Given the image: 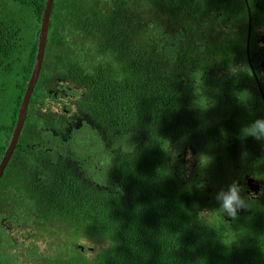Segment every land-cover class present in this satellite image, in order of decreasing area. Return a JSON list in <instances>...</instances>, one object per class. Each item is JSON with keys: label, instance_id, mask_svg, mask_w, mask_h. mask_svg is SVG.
Here are the masks:
<instances>
[{"label": "trees", "instance_id": "trees-1", "mask_svg": "<svg viewBox=\"0 0 264 264\" xmlns=\"http://www.w3.org/2000/svg\"><path fill=\"white\" fill-rule=\"evenodd\" d=\"M45 2L0 0V161ZM229 4L232 17L243 11L244 0L53 1L0 177V264H264V192L243 191L247 177L264 181V140L241 136L264 106L232 70L243 31L220 27ZM58 89L73 95L72 117L54 109ZM233 182L247 201L235 219L215 199ZM7 226L29 232L18 242ZM43 234L57 243L50 254L31 240ZM81 239L105 248L88 257Z\"/></svg>", "mask_w": 264, "mask_h": 264}, {"label": "flooded vegetation", "instance_id": "flooded-vegetation-1", "mask_svg": "<svg viewBox=\"0 0 264 264\" xmlns=\"http://www.w3.org/2000/svg\"><path fill=\"white\" fill-rule=\"evenodd\" d=\"M242 12H237L234 17L233 10H238L235 4H229L227 11L223 13L221 26L227 22L226 26L241 25L243 31L240 37L241 53L240 57L233 64V71L247 75L246 83L254 90L258 103L264 104V0H244L241 7ZM228 19V21H227ZM214 30V28H213ZM246 66V69L242 67ZM251 183V189L245 180L244 193L248 198L257 197L263 190V179H255Z\"/></svg>", "mask_w": 264, "mask_h": 264}, {"label": "clouds", "instance_id": "clouds-1", "mask_svg": "<svg viewBox=\"0 0 264 264\" xmlns=\"http://www.w3.org/2000/svg\"><path fill=\"white\" fill-rule=\"evenodd\" d=\"M215 11H216V6H213V8L208 13L209 16L211 17V22L216 21ZM221 14H222V11H219L218 12V18H219V16H221ZM46 42H47V40H46ZM54 96L56 97V101L54 102L55 110L58 108L57 111H61L62 113L67 114V117H72V115H71L72 114L71 113L72 106L70 104V101H71V97L73 95H69L68 97H66L65 90L64 89H58V90L54 91ZM65 97H66V99H65ZM21 100H22V98H21ZM20 104H21V102H20ZM20 104H19V107H20ZM67 104H69L70 107H67ZM74 107L77 108L78 105L75 104ZM27 108H28V106H27ZM26 112H27V110H26ZM73 116H75V115H73ZM15 123H16V121H15ZM241 136L242 137L251 136L256 140H264V118H257L251 124H248L245 127H243L241 129ZM215 199L217 200V202L220 205L219 211L222 214H227V216L232 217L233 219H235L237 217L238 210L247 207V201L244 197H242L241 188L237 182H233L230 185H228L227 189H221L220 191H218L216 193Z\"/></svg>", "mask_w": 264, "mask_h": 264}, {"label": "water", "instance_id": "water-1", "mask_svg": "<svg viewBox=\"0 0 264 264\" xmlns=\"http://www.w3.org/2000/svg\"><path fill=\"white\" fill-rule=\"evenodd\" d=\"M54 0H46L45 7L42 14V20L40 23V33L38 36V43H37V53L35 56V61L32 69V73L30 75V78L28 80V85L26 87L24 96L22 97L21 104L18 110L16 123L14 125V129L11 135V138L9 140V143L7 145V148L5 150V153L0 161V177L3 173V170L5 169L14 149L18 142V138L20 136L22 126L26 117V110L29 103L30 94L33 91V88L35 86V83L39 77V72L42 66L44 51L46 47V40H47V32L50 22V13L52 9ZM254 180L252 178H247L246 183L249 189H251L252 182Z\"/></svg>", "mask_w": 264, "mask_h": 264}, {"label": "rangeland", "instance_id": "rangeland-1", "mask_svg": "<svg viewBox=\"0 0 264 264\" xmlns=\"http://www.w3.org/2000/svg\"><path fill=\"white\" fill-rule=\"evenodd\" d=\"M207 1H210V0H207ZM242 68L246 69L247 67L244 66ZM55 101L56 100L54 99V102ZM263 106H264V104H263ZM77 118L80 119L81 116L78 115ZM42 128L43 127H38V128H34V129H35V132H38ZM194 156H195V152L194 151H191V152L190 151H186V152L183 153L182 157L185 159L184 162H185L186 166H190L191 160H192V158ZM186 176H187V173H186L185 177ZM263 192H264V189L262 190L260 195ZM6 231L10 235H12L14 237H17L18 238V242H23L24 241V239L22 237V233L29 232V230H27L25 227L19 228V229H13V228L11 229V228H9V226L6 227ZM33 231H34L33 229L30 230V233L33 232ZM31 240L35 241L36 246H37L36 249L39 252H41L42 254H50V253L54 252L55 249H57V243L55 241V238L53 236H51V235L43 234L42 237H39L36 240L35 239H31ZM78 245L83 246V248H86L85 255L88 256V257L94 256L96 254V252H98L100 250L102 251L105 248L104 244H94V243H91V242H87L86 240H83V239L78 241ZM27 248H28V243H25L24 245H20V247L17 249V251H19L22 255H25L28 252Z\"/></svg>", "mask_w": 264, "mask_h": 264}]
</instances>
